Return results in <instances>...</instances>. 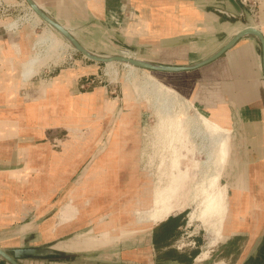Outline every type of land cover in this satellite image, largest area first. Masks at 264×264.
I'll return each mask as SVG.
<instances>
[{"label":"crops","instance_id":"1","mask_svg":"<svg viewBox=\"0 0 264 264\" xmlns=\"http://www.w3.org/2000/svg\"><path fill=\"white\" fill-rule=\"evenodd\" d=\"M33 1L89 51H93L91 48L94 46L85 41H99L111 52L126 49L128 53H123L122 56H139L143 62L167 67L200 64L217 54L240 31L248 27L258 30L264 38V0H261L257 20L251 19L239 4L236 7L230 0ZM122 6L128 11L125 20L114 21L109 16V11ZM2 23L4 22H0V179H5L9 174V178H19L21 182L28 173L33 188L42 183L51 185V190L47 193L48 196L41 193L27 194L24 197L9 196L11 202L8 205L0 204V248L12 250L44 246L60 251L49 244L58 242L59 237L55 235L59 228L74 221L61 220L64 206L70 199L74 205L76 195L67 196L62 192L59 196V192L62 185L70 183V173L75 166L69 160L55 157L57 155L48 145L18 140L38 134L24 126V118L20 112L22 100L19 90L22 86L34 87L30 78L25 76L28 72L24 68L32 45L30 46L28 33L19 31L14 34V24L4 26ZM75 33L79 36L76 37ZM94 52L108 55L103 51L100 52L103 54ZM87 71L80 63L75 74L59 70L46 79H39L36 92H30V95L23 98L30 101L28 106H33L30 115H38L41 120L63 125L70 120L71 115L84 114V100L87 97H72L70 85L75 83V78L77 80L84 77ZM158 73L188 74L191 78L195 77V93L190 90L189 99L202 108L208 119L216 120L223 126L227 163L223 167L221 185L225 206L221 237L209 247L207 257L198 261L202 253L201 242L199 238H191L189 231H186L188 226L179 214L167 216L136 232L128 231V225H125L126 237L119 241L125 253L118 263L264 264V75L259 39L253 35L244 36L219 57L191 70ZM212 80L215 84H220V91L217 88L213 92L207 88ZM15 139L18 141L15 145L8 144ZM185 144L179 141L176 146L185 151L189 149ZM12 152L14 160L12 155L8 158L3 155ZM35 168H40V171L32 176L29 170ZM92 168L101 170L102 165L95 162ZM107 168L111 169L110 166ZM99 175L92 178L98 185L102 181L101 172ZM109 183L114 184L112 173H109ZM132 197L129 194L126 200H131ZM16 200L27 201L30 205L24 202L17 205ZM64 200L66 203H61L58 209L56 203ZM74 206L78 209L77 218L81 217L85 211L84 206ZM41 210L44 211L39 212ZM52 215L57 216L58 223L50 222ZM24 217L29 218L27 222H21ZM42 217L45 219L42 220ZM7 240L23 244L5 246ZM227 249L237 251L228 255L225 252ZM60 252L68 254L62 258L64 260H60L62 264H73L77 260L71 259L80 257L83 253L71 250ZM233 260L237 261L234 263ZM78 261L84 264H118L104 260ZM23 262L56 264L58 260L20 261L21 264Z\"/></svg>","mask_w":264,"mask_h":264},{"label":"rangeland","instance_id":"2","mask_svg":"<svg viewBox=\"0 0 264 264\" xmlns=\"http://www.w3.org/2000/svg\"><path fill=\"white\" fill-rule=\"evenodd\" d=\"M5 1L10 6L8 12L10 18H0V22H4L2 23L4 26L14 24L16 28L14 34L19 31L28 33L30 46L32 45L31 54L24 68L28 72L25 76L30 78L34 87L22 86L19 90V97L22 100H20L22 103L20 112L24 118L22 120L24 126H28L39 135L22 137L18 140L48 145L57 155L55 157L69 160L75 166L70 173V183L62 185L59 196L62 192L67 196L75 194L74 205L79 207L83 205L85 208L84 214L77 218L78 209L70 199L62 210L61 221H74L66 227L59 228V232L55 235L59 237L58 242L49 245L60 251L83 252V257L77 256L71 259L77 260L73 264H84L83 261L80 263L78 260H104L118 263L125 253L119 243L122 237H126L125 225H128V231L136 232L162 221L167 216L179 214L178 216H181L188 226L186 231H189L191 238H199L202 253L198 261L204 260L208 255L206 252L209 251V247L221 237V223L225 212L221 185L227 153L217 181L209 187V190H203L204 188L199 185L200 173L207 168V154L211 149L217 148L218 137L215 134L209 138L208 130L199 117V115L205 116L204 111L189 99L190 90L195 93L196 78H191L188 74L167 75L121 63L102 64L89 61L39 19L24 0ZM16 4L19 6L14 7L13 5ZM127 13V9L122 6L109 11V16L114 21L123 22ZM48 36L53 37L50 38L52 42L47 39ZM75 36L78 37V33H75ZM85 43L94 46L91 52L95 54L98 53L94 51L99 53L103 51L108 56H122L123 53H128L126 49L111 52L99 41L87 40ZM80 63L88 71L84 77L77 80L75 78V83L70 85V92L72 97H87L84 100V114L71 115L70 120L63 125L41 120L38 115L31 116L33 106H28L27 103L30 101L23 98L30 95V92H36L37 81L41 78L46 79L59 70H68L70 74H75ZM220 87V84H215L213 80L207 86L213 92L217 88V91H220ZM193 98L196 99L195 94ZM211 121L220 125L216 120ZM171 130L175 131L174 141L171 143L174 147L173 149L168 147L170 151L167 152L162 150V146L165 135L169 131L171 133ZM179 141L184 144L187 142L185 145L189 149L183 151L176 146ZM17 142L15 139L8 144L15 145ZM172 150H174L172 158L174 166L171 167L172 169L168 166L162 173L160 166L168 158L167 156L173 153ZM3 155L6 158L12 155L14 160V152ZM212 161L214 162L213 158ZM95 162L101 163V170L92 168ZM195 163H199V167L194 168ZM208 165L210 166L208 170L211 172L215 165L212 166V163ZM109 166L111 169L107 168ZM29 171L34 176L33 173L37 174L40 168ZM99 172L102 177L100 185L92 181L93 176L99 175ZM109 173H112L113 185L109 183ZM28 177H31L30 174H25L21 182L19 178L17 180L9 178V174L5 179H0V198H2L0 204L8 205L11 202L9 196L49 194L51 185L41 183L33 188ZM174 179H177V183H174ZM161 186L168 188V191L162 193L159 190ZM172 189L173 194L170 193ZM129 194L133 197L131 200H126ZM207 194L220 195L218 201L221 203V210L219 219L217 217L218 221L215 220L217 223L208 217V211H200V205H197ZM22 202L30 205L27 201L16 200L17 205ZM61 203L66 202L59 201L56 203L57 208L61 207ZM154 203V213L165 206L164 211H161L162 215L150 223L139 221L140 214L149 210ZM40 204H43V201H40ZM42 211L44 210L39 212ZM28 219L21 218V222H27ZM43 219L45 218L42 217ZM207 219L211 220L209 225L208 222L206 223ZM58 221L56 215L51 216V223L56 224ZM12 244L23 243L10 240L5 242V246ZM25 244L27 245L28 242ZM233 251L237 250H225L228 255L234 253ZM60 260L64 259H59L56 264H62ZM233 261L235 263L237 260ZM0 264L5 262L0 260ZM29 264L41 263L29 262Z\"/></svg>","mask_w":264,"mask_h":264},{"label":"water","instance_id":"3","mask_svg":"<svg viewBox=\"0 0 264 264\" xmlns=\"http://www.w3.org/2000/svg\"><path fill=\"white\" fill-rule=\"evenodd\" d=\"M28 7L50 28L55 30L76 52L80 53L88 59L89 61H93L96 63L108 64V63H121L128 64L137 68H141L144 70H150L155 72H177L183 70H191L196 68L202 64L208 63L211 60L219 57L223 52L229 49L235 42H237L240 38L253 35L257 37L261 44V52H262V67H263V75H264V38L262 34L251 27L245 28L240 31L232 40H230L217 54L212 56L211 58L201 62L200 64L189 66V67H167L161 66L157 64L143 62L142 60L125 58L124 56H108V55H99L95 54L86 48H84L75 38L74 36L66 30L64 26L59 24L56 20H54L51 16H49L45 10H43L39 5L36 4L33 0H24ZM230 2L238 7V3L236 0H230ZM68 254L65 252H60L53 250L49 247H33V248H18L12 250H5L0 248V260L4 261L7 264H21V260L27 259H62L67 257Z\"/></svg>","mask_w":264,"mask_h":264},{"label":"bare ground","instance_id":"4","mask_svg":"<svg viewBox=\"0 0 264 264\" xmlns=\"http://www.w3.org/2000/svg\"><path fill=\"white\" fill-rule=\"evenodd\" d=\"M33 12V11H32ZM34 13V12H33ZM40 19V18H39ZM67 30V29H66ZM52 36V35H51ZM49 37V36H48ZM50 38H53V37H49L47 38L48 40H50L52 42V40ZM46 41V39H45ZM55 42V41H54ZM53 42V43H54ZM47 43V42H46ZM50 44V42H49ZM48 46V45H47ZM125 58H130V57H126L124 56ZM130 59H136V60H142V59H138V58H134V57H131ZM34 62V61H33ZM33 64V63H32ZM125 65H128V64H125ZM32 66V65H31ZM131 66V65H129ZM199 117L201 118V121L202 123L204 124L205 128L208 130V136L210 138V136L212 135H215L218 137V140H217V148L216 149H211L208 154H207V168L203 169L204 171H202L200 173V182H199V185L201 188H204L203 190H209L212 185L215 184V182L217 181V178L219 176V171L220 169L222 168V164H223V159L225 158L226 156V140H225V136L224 135V132H223V126L221 127L220 125L214 123L213 121H211L210 119H208L206 116H200ZM172 129V128H171ZM173 130V129H172ZM171 130V133L169 131V133H167L165 136V139L163 141V149L164 151H170L168 150V147L173 149L174 145L171 144L173 141H174V135H175V131L172 132ZM194 133V132H193ZM193 135V134H192ZM201 135V134H200ZM206 135V134H205ZM202 142V141H201ZM171 144V145H170ZM202 144V143H201ZM203 147V146H202ZM200 149V148H198ZM204 150V149H203ZM163 151V152H164ZM173 153L168 155L167 159L162 162L160 168L162 171V173L165 171V169L170 166L173 167L174 164L172 163V158H173V154H174V150H172ZM200 152V151H199ZM159 154V153H158ZM164 156V154H162ZM212 158L214 159V162L212 161ZM162 159V158H161ZM206 160V159H205ZM216 161V162H215ZM209 162V163H208ZM202 163V162H201ZM212 163V166L215 165L213 168V170L210 172L208 170V168L210 167L208 164L211 165ZM199 163H195L194 164V168H197L199 167L198 166ZM163 168V169H162ZM202 168V167H201ZM172 169V168H171ZM161 176V175H160ZM178 178V176H177ZM174 183H177V179H174ZM159 190L162 192V193H166V191H168V188L165 189L164 186H161L159 187ZM170 193L173 194L174 193V190H170ZM165 195V194H164ZM163 197V196H162ZM220 198V195L216 194L214 196H210V195H204V197L201 199L200 202H198L197 205H200V211H208V217L215 221L217 220V217L219 219V213H220V210H221V203L218 201V199ZM202 204V205H201ZM164 206V205H163ZM154 207H155V203L153 206L150 207L149 210H146L145 212L141 213L140 214V220L139 221H147L148 223L149 222H152V221H156L155 219L159 218L162 214H161V211H164V207H162V209H160V211L154 213ZM213 218V219H212ZM211 220L209 221L208 219L206 220V223L208 222V225L209 223H211ZM218 221V220H217ZM216 222V221H215ZM214 222V223H215ZM217 223V222H216Z\"/></svg>","mask_w":264,"mask_h":264},{"label":"built area","instance_id":"5","mask_svg":"<svg viewBox=\"0 0 264 264\" xmlns=\"http://www.w3.org/2000/svg\"><path fill=\"white\" fill-rule=\"evenodd\" d=\"M237 3L246 11L251 19L257 20L259 16V6L261 0H236ZM14 7L19 6L18 4L13 5ZM12 7V6H11ZM10 6L5 0H0V18L8 19Z\"/></svg>","mask_w":264,"mask_h":264}]
</instances>
